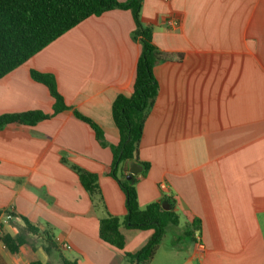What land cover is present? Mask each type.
Segmentation results:
<instances>
[{
	"label": "crops",
	"instance_id": "crops-1",
	"mask_svg": "<svg viewBox=\"0 0 264 264\" xmlns=\"http://www.w3.org/2000/svg\"><path fill=\"white\" fill-rule=\"evenodd\" d=\"M140 18L165 59L153 68L158 91L138 147L148 170L135 183L137 203L170 200L181 229L168 238L174 227L166 228L151 264H264V0H143ZM133 30L127 10L89 17L0 79V116H49L0 128V211L11 214L0 217L1 232L17 234L22 219L40 232L39 246L16 255L0 243L4 264H60L43 251V232L78 264H130L123 252L151 236L121 226L123 251L99 239L100 220L126 214L108 169L119 142L111 104L131 93L141 52ZM30 71L54 78L67 110L53 114ZM74 112L101 128L107 147ZM76 169L97 177L98 195L82 188ZM194 218L200 230L185 237Z\"/></svg>",
	"mask_w": 264,
	"mask_h": 264
},
{
	"label": "trees",
	"instance_id": "trees-1",
	"mask_svg": "<svg viewBox=\"0 0 264 264\" xmlns=\"http://www.w3.org/2000/svg\"><path fill=\"white\" fill-rule=\"evenodd\" d=\"M142 2L143 0H0V79L89 17H97L115 9L127 10L132 15L134 30L131 37L139 43L141 52L136 62L131 93L117 95L111 104V118L118 132L119 142L116 146H110L112 162L108 169V175L117 182L125 196L126 214L122 219L108 215L99 222V239L119 251H123L125 244L120 233L121 226L129 230L152 231L147 242L138 251L123 252L130 264H151L165 237L166 228L178 225V215L171 209L170 200L163 199L140 209L135 191V183L148 170V164H140L137 157L143 124L158 91L153 68L165 59L152 42V28L141 22ZM30 76L47 89L53 99V114L68 109L51 75L30 71ZM74 115L90 126L102 147L108 146L99 126L77 112ZM47 118L48 115L39 111L5 114L0 116V128L11 124L32 126ZM131 162L139 163L143 172L140 176L127 180V166ZM123 165L126 168L121 170ZM75 171L80 185L89 196L98 195L97 177L81 169ZM163 204L169 206V210H163ZM7 215L11 214L0 211V217ZM22 221L23 228L17 234L12 236L1 232L0 235V243L11 255H16L21 247L34 248L30 237L40 233L26 219ZM1 228L0 223V230ZM199 230L200 222L194 218L185 223L183 235L191 238ZM42 235L43 251L47 255L55 252L58 253L60 264H78L61 256L59 246L48 232H43ZM0 264L4 263L0 260ZM30 264L42 263L33 260Z\"/></svg>",
	"mask_w": 264,
	"mask_h": 264
},
{
	"label": "water",
	"instance_id": "water-1",
	"mask_svg": "<svg viewBox=\"0 0 264 264\" xmlns=\"http://www.w3.org/2000/svg\"><path fill=\"white\" fill-rule=\"evenodd\" d=\"M143 172V167L137 162H131L128 168L127 180H130L132 177L138 176ZM163 210H169V207L165 204L162 205Z\"/></svg>",
	"mask_w": 264,
	"mask_h": 264
},
{
	"label": "rangeland",
	"instance_id": "rangeland-1",
	"mask_svg": "<svg viewBox=\"0 0 264 264\" xmlns=\"http://www.w3.org/2000/svg\"><path fill=\"white\" fill-rule=\"evenodd\" d=\"M180 232H181V229L174 227V228L168 230V232H167L168 236L167 237L168 238L176 237V235ZM30 241L33 243L34 247L39 246V244H40V240L38 237L31 236ZM64 255H66V257H68V255H69L68 251H65Z\"/></svg>",
	"mask_w": 264,
	"mask_h": 264
},
{
	"label": "built area",
	"instance_id": "built-area-1",
	"mask_svg": "<svg viewBox=\"0 0 264 264\" xmlns=\"http://www.w3.org/2000/svg\"><path fill=\"white\" fill-rule=\"evenodd\" d=\"M159 189L161 190V191H163V197L164 198H168L169 197V195L167 194V189H166V186H165V184H159ZM11 219V215H7V216H5L4 218H3V220H2V223H6L7 221H9ZM0 235H1V230H0ZM60 247H61V249H69L70 247L68 246V245H66V244H61L60 245Z\"/></svg>",
	"mask_w": 264,
	"mask_h": 264
}]
</instances>
